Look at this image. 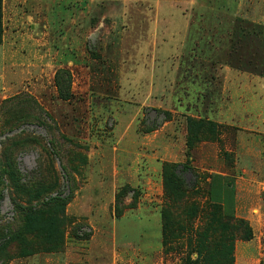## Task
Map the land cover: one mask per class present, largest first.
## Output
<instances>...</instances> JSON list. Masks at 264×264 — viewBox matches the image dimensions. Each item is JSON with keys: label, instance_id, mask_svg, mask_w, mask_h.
I'll list each match as a JSON object with an SVG mask.
<instances>
[{"label": "rangeland", "instance_id": "obj_1", "mask_svg": "<svg viewBox=\"0 0 264 264\" xmlns=\"http://www.w3.org/2000/svg\"><path fill=\"white\" fill-rule=\"evenodd\" d=\"M2 26L0 264H264L209 198L263 142L264 0H2Z\"/></svg>", "mask_w": 264, "mask_h": 264}, {"label": "crops", "instance_id": "obj_2", "mask_svg": "<svg viewBox=\"0 0 264 264\" xmlns=\"http://www.w3.org/2000/svg\"><path fill=\"white\" fill-rule=\"evenodd\" d=\"M255 133L240 135L238 139V158L236 161L237 172L233 183L225 188L233 192L234 211L237 216L250 221L255 235L261 233L264 226V156L263 142L261 147L252 145L251 136ZM260 136L264 134L257 133ZM243 150L248 153L242 152ZM259 150L257 153L255 151ZM233 177V176H232ZM251 242V241H250ZM236 244V264H250L251 252L238 251Z\"/></svg>", "mask_w": 264, "mask_h": 264}, {"label": "trees", "instance_id": "obj_3", "mask_svg": "<svg viewBox=\"0 0 264 264\" xmlns=\"http://www.w3.org/2000/svg\"><path fill=\"white\" fill-rule=\"evenodd\" d=\"M3 32H4V30H3V26H2V0H0V41L3 37ZM60 76L63 77V79H64V78H67L68 75H67V72L65 70H58L56 72L57 87H58V90L62 92L63 86L60 84V81H62L63 79L62 80L58 79V77H60ZM65 88L67 91V87H65ZM68 96L69 95H67L66 97H68ZM163 113L165 115L164 120L169 119L168 112L164 111ZM207 123L209 125L210 130L215 129V125L212 122L209 123V121H208ZM194 125L197 129H199V128H201V126H203V125L205 126V121L204 120L202 121V119L199 121H195ZM150 129H156V126H152V128H150ZM263 148H264V135H263ZM8 173H10V172L8 171ZM226 186L227 185H225V186H221V185L210 186L209 198L214 204L222 207L225 215H227L228 217H233V216H235L234 205H233V192L231 190H227L225 188ZM169 188L171 190H174V191H177L179 189L178 186H176L174 184H170ZM117 204H118V201L116 202V205ZM26 218L28 219L29 223L31 224L30 216H27ZM245 221H247V220H245ZM246 237H247L246 239L249 240L252 237V232L251 231L248 232L246 234Z\"/></svg>", "mask_w": 264, "mask_h": 264}]
</instances>
